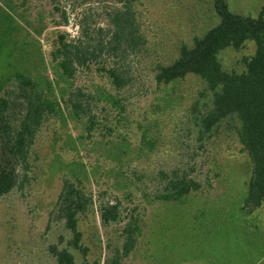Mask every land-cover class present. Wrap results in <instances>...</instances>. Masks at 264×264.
<instances>
[{"label":"trees","instance_id":"obj_1","mask_svg":"<svg viewBox=\"0 0 264 264\" xmlns=\"http://www.w3.org/2000/svg\"><path fill=\"white\" fill-rule=\"evenodd\" d=\"M104 1L110 6L107 26L90 22L84 13L78 21L75 41H70L66 32H59L53 40V78L16 71L0 79V197L16 191L22 200L26 199L27 189L37 178L33 154L44 125L52 119L68 117L83 124L81 138L87 144L105 148L100 164L113 162L107 164L111 173L122 179V183L115 181L114 188L127 191L123 199L131 200L137 191L150 204H170L182 202L192 194H204L219 176L220 164L216 162L207 167L202 178V165L191 159L173 167L165 162L158 168L149 167L148 159L165 153V129L173 121V113L182 109L187 120L180 121L183 124L180 123L179 131L189 133L199 150L213 145L223 127V135L236 137L252 164L245 208L249 212L260 209L264 204V8L252 17L233 12L227 0H211L216 21L189 42L181 43L172 62L157 66L153 73L159 92L157 103L148 115L136 119L132 116V103L124 94L138 88L134 63L143 52L146 39L134 9L135 0ZM0 2L5 7L0 24L6 28L0 31V52L8 48V40L21 24L16 21L18 17L41 33L26 15L31 0ZM52 2L54 11L61 13V21L56 23L53 17L50 21L57 27L68 26L70 15L61 9L64 3L67 5L66 0ZM37 23L44 28L43 18L36 19ZM248 41L255 43V53L243 58L241 70H227L220 54L229 48L242 50ZM86 70L94 71L105 85L92 92L73 86L78 72ZM193 78L199 80L201 87L186 94L181 85ZM73 166L69 171L75 181L63 179L47 229L53 221L63 222L71 234L69 246L86 259L88 248L82 244L79 219L89 212L94 198L76 174V167H80L89 178L87 164L76 162ZM114 198L115 201L100 206L101 221L105 226L123 224V243L106 264H122L128 259L143 232L145 213L124 214L123 202L118 196ZM47 252L58 264H76L68 248L50 245Z\"/></svg>","mask_w":264,"mask_h":264},{"label":"rangeland","instance_id":"obj_2","mask_svg":"<svg viewBox=\"0 0 264 264\" xmlns=\"http://www.w3.org/2000/svg\"><path fill=\"white\" fill-rule=\"evenodd\" d=\"M31 1L26 15L41 33L16 18L21 24L8 40V48L0 52V79L16 71L53 78L50 51L59 32L68 33L69 40L75 41L79 35L78 21L84 13L90 22L108 25L110 6L104 0H66L67 5L64 3L61 9L70 15V24L58 27L50 21L52 17L56 23L61 21V13L54 11L52 0ZM227 2L233 12L252 17H257L264 8V0ZM0 5L1 19L5 7L1 2ZM134 9L146 46L134 60L139 75L138 88L124 96L132 103V116L138 119L140 115H148L151 106L157 103L155 97L159 92L153 81L157 66L172 62L181 43L207 30L216 18L211 0H135ZM41 18L43 29L36 24V19ZM3 28L5 25L0 24V31ZM255 50V43L248 41L242 50L226 49L220 54V60L227 70H241L243 58L254 54ZM100 85L105 83L94 71H79L73 80V86L88 92ZM181 87L191 95L201 84L193 78L183 82ZM183 113L182 109L173 113V121L165 129L167 138L162 149L165 153L162 152L160 158L148 159L149 167L158 168L164 162L173 167L191 159L202 165L200 178L215 162L220 164V172L211 190L170 204H150L137 191L133 192L131 200L123 199L127 191L114 188L115 181L122 183V179L111 173L107 164L113 162L100 164L105 148L87 144L81 138L84 135L82 123L68 117L52 119L44 125L33 154L37 178L27 189L26 199L22 200L16 191L0 197V264H58L47 252L50 245L70 249L76 264L110 263L117 249L122 247L123 224L103 225L100 206L115 201V196L123 202L124 214L145 213L142 236L122 264H264V204L252 212L245 208L252 170L249 157L236 137L229 133L223 135L224 127L213 145L199 150L189 133L179 131L180 121L187 120ZM136 138L133 137L134 142ZM76 162L87 164L89 178L80 167H76V174L94 198L89 212L79 219L82 244L88 248L86 259L69 246L71 234L63 222L53 221L47 229L63 179L75 181L69 170Z\"/></svg>","mask_w":264,"mask_h":264}]
</instances>
